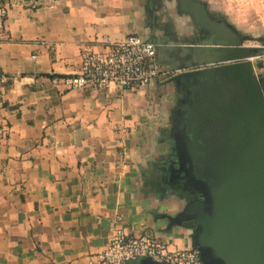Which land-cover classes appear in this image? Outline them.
<instances>
[{
  "label": "crops",
  "instance_id": "1",
  "mask_svg": "<svg viewBox=\"0 0 264 264\" xmlns=\"http://www.w3.org/2000/svg\"><path fill=\"white\" fill-rule=\"evenodd\" d=\"M196 1L246 40L244 16L264 14V0ZM5 3L0 264H95L114 221L129 234L169 239L171 247L192 245L194 229L181 212L200 192L184 180L177 140L186 81L169 79L211 60L195 46L207 31L179 0ZM130 34L155 43L164 70L145 88L51 84L53 75L78 71L84 49L104 51Z\"/></svg>",
  "mask_w": 264,
  "mask_h": 264
},
{
  "label": "water",
  "instance_id": "2",
  "mask_svg": "<svg viewBox=\"0 0 264 264\" xmlns=\"http://www.w3.org/2000/svg\"><path fill=\"white\" fill-rule=\"evenodd\" d=\"M179 3L207 31L195 46L211 55L203 67L169 79L191 85L177 136L179 166L200 196L183 205L182 223L194 229L204 264H264V77L252 72L246 37L210 19L199 1Z\"/></svg>",
  "mask_w": 264,
  "mask_h": 264
},
{
  "label": "built area",
  "instance_id": "3",
  "mask_svg": "<svg viewBox=\"0 0 264 264\" xmlns=\"http://www.w3.org/2000/svg\"><path fill=\"white\" fill-rule=\"evenodd\" d=\"M8 7L0 0V40L5 37ZM155 43L139 34H130L119 43L108 42L104 51L84 49L79 69L67 75H53L50 82L61 89L78 90L85 87L106 89L111 84L118 89L145 88L163 74L157 64ZM254 58L252 61L255 73ZM9 79L0 70V85ZM0 128V134H2ZM103 249L94 257L95 264H126L138 258H149L169 264H204L196 246L171 247L169 239L149 233L129 234L115 221L111 223Z\"/></svg>",
  "mask_w": 264,
  "mask_h": 264
},
{
  "label": "rangeland",
  "instance_id": "4",
  "mask_svg": "<svg viewBox=\"0 0 264 264\" xmlns=\"http://www.w3.org/2000/svg\"><path fill=\"white\" fill-rule=\"evenodd\" d=\"M244 15V14H243ZM262 16V17H261ZM264 14H257L256 17L249 18V16H244L242 21V26L239 31L244 35H248L249 39H245L244 45H250L253 47L254 51L252 57L254 60V76L257 79L264 77ZM258 19V21L256 20ZM237 23V22H236Z\"/></svg>",
  "mask_w": 264,
  "mask_h": 264
},
{
  "label": "flooded vegetation",
  "instance_id": "5",
  "mask_svg": "<svg viewBox=\"0 0 264 264\" xmlns=\"http://www.w3.org/2000/svg\"><path fill=\"white\" fill-rule=\"evenodd\" d=\"M181 86H182V89H183V94H182V97H181V100H182V108H181V110L179 111V113L177 114V118L179 119V120H181V122H182V119H183V114H184V111H186L187 110V98H188V93L190 92V90H191V85L190 84H188L187 82H183L182 84H181ZM182 124V123H181ZM181 124H180V127H181ZM182 128V127H181ZM183 176H184V180H186L188 183H192V181L191 180H189V174L187 173H183ZM193 184V183H192ZM179 217H181V216H179ZM183 222L184 221H186L185 219H183L182 220Z\"/></svg>",
  "mask_w": 264,
  "mask_h": 264
}]
</instances>
